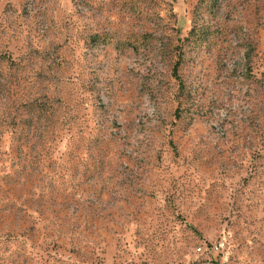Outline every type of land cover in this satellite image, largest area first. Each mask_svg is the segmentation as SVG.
Returning a JSON list of instances; mask_svg holds the SVG:
<instances>
[{
  "label": "rangeland",
  "instance_id": "rangeland-1",
  "mask_svg": "<svg viewBox=\"0 0 264 264\" xmlns=\"http://www.w3.org/2000/svg\"><path fill=\"white\" fill-rule=\"evenodd\" d=\"M0 264H264V0H0Z\"/></svg>",
  "mask_w": 264,
  "mask_h": 264
},
{
  "label": "built area",
  "instance_id": "built-area-1",
  "mask_svg": "<svg viewBox=\"0 0 264 264\" xmlns=\"http://www.w3.org/2000/svg\"><path fill=\"white\" fill-rule=\"evenodd\" d=\"M221 246H224V242L220 243Z\"/></svg>",
  "mask_w": 264,
  "mask_h": 264
}]
</instances>
